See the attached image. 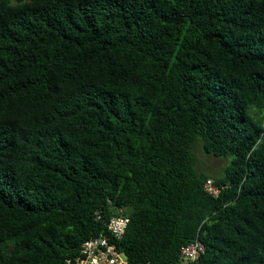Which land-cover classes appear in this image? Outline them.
Masks as SVG:
<instances>
[{
  "label": "trees",
  "instance_id": "1",
  "mask_svg": "<svg viewBox=\"0 0 264 264\" xmlns=\"http://www.w3.org/2000/svg\"><path fill=\"white\" fill-rule=\"evenodd\" d=\"M117 207L131 263L264 264V0H0V264H71Z\"/></svg>",
  "mask_w": 264,
  "mask_h": 264
},
{
  "label": "built area",
  "instance_id": "2",
  "mask_svg": "<svg viewBox=\"0 0 264 264\" xmlns=\"http://www.w3.org/2000/svg\"><path fill=\"white\" fill-rule=\"evenodd\" d=\"M203 189L215 195L217 188L211 177H205ZM98 217V214L96 215ZM128 222V216L116 208L105 220V233H97L84 238L78 251L66 262L71 264H135L128 261L124 252L117 247L114 240L119 239ZM203 251V243L198 238H193L179 247L178 258L180 264H192ZM145 264V263H141Z\"/></svg>",
  "mask_w": 264,
  "mask_h": 264
},
{
  "label": "rangeland",
  "instance_id": "3",
  "mask_svg": "<svg viewBox=\"0 0 264 264\" xmlns=\"http://www.w3.org/2000/svg\"><path fill=\"white\" fill-rule=\"evenodd\" d=\"M193 151L197 157V167L209 176L220 173L228 160V156L220 157L208 153H202L198 144L193 146Z\"/></svg>",
  "mask_w": 264,
  "mask_h": 264
}]
</instances>
